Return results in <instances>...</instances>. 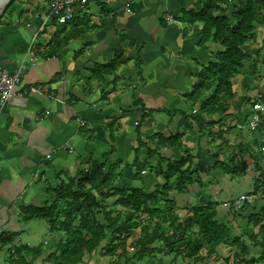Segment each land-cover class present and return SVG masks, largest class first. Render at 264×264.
I'll list each match as a JSON object with an SVG mask.
<instances>
[{
	"label": "crops",
	"instance_id": "crops-1",
	"mask_svg": "<svg viewBox=\"0 0 264 264\" xmlns=\"http://www.w3.org/2000/svg\"><path fill=\"white\" fill-rule=\"evenodd\" d=\"M53 1L13 0L0 16V66L20 69L22 74L13 97L5 105L0 103V235L13 238L0 243V264H51L47 257L65 233L51 230L47 219L30 218L23 208L50 205L63 180L77 177L93 161L107 160L106 171L116 168L113 186L152 191L165 183L163 175L156 173L160 158L177 160L188 151L192 159L183 170L188 167L190 175H175L172 180H181L169 193L177 208L188 210L189 216L209 200L222 209V201L233 196L234 181L224 170L223 156L235 148L264 155V121L258 130L248 127L253 104L243 103L247 94L242 88V82H256L257 100L261 96L264 102V21L254 22L256 39L243 45L252 57L232 78L236 97L228 101L227 111L207 114L200 108L206 95L194 104L185 94L192 90L198 73L213 61L219 45L211 40L200 43L203 22L176 19L184 10H200L205 0L92 3L64 24L48 19ZM243 1L221 0V6L231 14ZM31 43L38 56L35 64L28 53ZM120 50L128 61L100 79L95 66L109 63ZM138 52L140 67L135 61ZM256 57L258 80L254 81L253 72L247 78L244 74ZM29 85H42V92L23 94ZM135 98L149 109L182 113L154 112L141 123L144 145L138 157L147 161L149 178L143 185L132 186L138 181L136 128L143 116L140 106L133 105ZM129 109L133 110L130 115L122 114ZM205 128L214 132L209 134L213 139L201 138ZM248 156L251 170L258 160ZM168 161L162 163L164 170ZM209 177L214 179L210 186L200 185L201 179ZM258 194L252 192L248 207L254 212L248 213L245 222H224L232 227L237 241L220 244L197 264H264L259 259L264 251L259 226L248 222L251 214L264 209V197ZM24 245L37 251L27 252L21 249Z\"/></svg>",
	"mask_w": 264,
	"mask_h": 264
},
{
	"label": "trees",
	"instance_id": "trees-1",
	"mask_svg": "<svg viewBox=\"0 0 264 264\" xmlns=\"http://www.w3.org/2000/svg\"><path fill=\"white\" fill-rule=\"evenodd\" d=\"M12 2L13 0L7 7ZM263 12L264 0H245L231 14L221 6V0H205L200 10H184L181 16L176 18L186 23L203 22L200 43L211 40L219 45V49L213 53V61L198 73L192 90L185 94V97L195 104L205 97L207 91L213 90L211 95L201 100L200 108L207 114L227 111L228 101L236 97L232 78L242 71L244 61L251 57L243 49V45L255 41L254 22L264 21ZM127 61L124 51L120 50L109 63L95 66L94 72L103 79L105 75L115 73ZM135 61L137 67H140L139 52ZM257 63L258 57L254 59V68ZM133 105L140 106L143 111L141 122L136 128L139 147L136 149L134 164L138 175H141L148 167L147 161H141L138 157L139 150L144 145L141 123L154 112H167L169 115L182 112L161 108L149 109L137 98L134 99ZM132 112V109L124 110L122 114L130 115ZM175 137L180 138L178 135ZM110 138L112 141L115 139L111 127ZM108 155L109 152L104 158L107 159ZM191 159L188 151L177 160L160 158L156 173L158 176L163 175L165 183L157 184L152 191L143 187L130 189L126 186H113L116 168L110 167L106 171L107 160L93 161L90 167L81 170L77 177L69 178L55 189L56 199L50 205L24 207L30 218H45L51 230L65 233V239L57 244L56 250L50 253L47 261L51 264H88L84 261L85 254L91 255L99 250L103 257L115 256L114 264H144L147 257H153L160 252L158 243L163 241L167 247L165 254H174V260L181 257L183 260L198 263L215 253L220 244L237 241L236 237H232L231 227L218 220L217 202L214 201L209 200L204 206L194 208L184 220L175 222L174 219L173 222H168L176 209L174 200L169 197V192L174 188L172 178L175 175L182 177L184 173L190 175L188 167L185 170L183 168ZM164 161H168L165 170L162 168ZM184 183L181 181L179 185L183 187ZM260 191L264 197L263 178L256 182L253 194ZM117 194L120 196L115 204L125 210H105V201ZM99 212L103 213L104 222L97 217ZM143 215L150 223L137 222ZM248 222L259 226L264 243V209L260 213L251 214ZM165 223H169L170 230H165ZM139 226L141 229L137 234ZM12 239L11 236L6 238L0 235V243L7 244ZM206 247L207 252L203 254L202 251ZM21 249L27 252L37 251L27 245ZM132 250L134 252H131ZM124 256L126 258L121 262ZM21 258L23 259V256ZM259 259H264V251Z\"/></svg>",
	"mask_w": 264,
	"mask_h": 264
},
{
	"label": "rangeland",
	"instance_id": "rangeland-1",
	"mask_svg": "<svg viewBox=\"0 0 264 264\" xmlns=\"http://www.w3.org/2000/svg\"><path fill=\"white\" fill-rule=\"evenodd\" d=\"M10 1L8 2V4L10 3ZM7 5L5 6V8L7 7ZM5 8L2 10V12H0V16L4 12ZM253 59L250 61L254 62ZM251 72L254 73L252 76L253 80L257 81L258 80L257 75H256L258 73L257 64L255 65V68L250 66V69L247 70V72L244 74L245 78H247L248 73H251ZM242 86H243L242 88H243L244 92L247 94V96L245 97L246 99L244 100L243 103L245 105L250 106L251 104H253V101H256L258 98L257 93H256V90H258L256 82H253L250 84H247L246 82H242ZM233 89H235V88L233 87ZM210 92L211 91H207L205 95L206 96L211 95L212 93H210ZM263 127H264V125H263ZM203 131H204V133H203ZM210 132H212L211 128L210 129H208V128L203 129L202 130L203 135L201 138H205L206 135L208 137H211L210 135L214 134V132H212V133H210ZM262 145L263 144L261 143L260 148L262 147ZM255 146L258 149L259 145L257 144ZM260 148H259V150H260ZM244 150H247V149L239 150V149L235 148V149H233L231 155L223 156V159L226 158L225 161H223V163L226 165V168L224 167L225 168L224 170L226 173L231 174L232 179L234 181L232 183V190L234 193L233 196L230 199H226V200L222 201L223 208L219 209L221 211H220V216L218 217V220L220 222H223V223L224 222H237V223L245 222V219L249 215L248 213L254 212L251 208L249 209V207H248V205H250L252 203L244 205L239 210H235L234 201L236 199L240 198L241 196L252 194L253 189H251V187L254 183H256L259 176H262V178L264 179V163L262 165L263 160H261V158H264V155L261 156V153H259L257 150L251 149V150H253V152L246 151L247 153L244 152ZM247 154H249V156H248L249 159L258 160L257 162L255 161V163H253L254 168H252L251 170H248V162L245 159ZM87 168H89V166ZM257 172H258V174H257ZM146 173H142L141 175H137L136 180H138V181H136V183L132 186H135L137 184H139V185L145 184V181H148V178H149L148 173L147 174ZM188 180L189 179H187L186 181H188ZM63 181L67 182L68 180H63ZM178 181H179V178H176V180H172V184H173L174 189H176ZM213 182H214V179H212V177H209L206 179H201L200 185H203V187H204V185L208 184V186H210L209 184H212ZM115 183H116V180H114L113 184H115ZM217 184H218L217 187H222V185H220V183H217ZM261 193H262V191H261ZM261 193L258 194L259 197H261ZM119 196L120 195L117 194L115 197H112L111 199L110 198L107 199L105 201V204L103 205L104 206L103 208L105 210H113V211L114 210L115 211L125 210L121 206H117L115 204L116 199ZM169 197H170V193H169ZM217 206H219L218 208H221V206L218 202L216 204V209H217ZM175 208L176 209H174L173 215H171L168 222H173L174 219H175V222L177 220H179V221L184 220L187 217L186 214L189 213L188 210L182 211L180 208L178 209L177 205ZM260 209H261V207L255 206V210L259 211ZM219 210L217 209V212H219ZM260 212H261V210L258 213H260ZM97 217L100 219L101 222H104V217H103L102 212H99ZM171 218H172V220H171ZM37 220H40L38 222H47L46 219H43V218H39ZM137 222H141V223H145V224L150 223L149 221L146 220L145 215H143ZM153 222H155V221H153ZM163 227L167 231L170 230L169 223L163 224ZM140 229H141V227L139 226L136 230L137 234L140 233ZM231 229H232V227H231ZM239 235H240V233H239ZM108 236H109V234H108ZM232 237L235 238L236 235L232 234ZM158 245L160 247V252L153 255V257H150V258L147 257L146 260L144 261V264H197V263H193L192 261H190L188 259L183 260L181 257H178L176 260H174V254H165L167 252V247L163 241H160L158 243ZM131 252H134V250H132ZM206 252H207V247L205 249H203L202 253L205 254ZM125 258L126 257L124 256L122 258L121 262H124ZM113 260H116L115 256L112 258H110V257L104 258L101 255V251H99V250H96L95 253H93L91 255L86 253L84 256V261L87 262L88 264H114Z\"/></svg>",
	"mask_w": 264,
	"mask_h": 264
},
{
	"label": "built area",
	"instance_id": "built-area-1",
	"mask_svg": "<svg viewBox=\"0 0 264 264\" xmlns=\"http://www.w3.org/2000/svg\"><path fill=\"white\" fill-rule=\"evenodd\" d=\"M112 0H54L50 5L48 19L55 21L58 24L68 23L73 20L80 10H86L87 6L92 3L109 4ZM129 1V0H126ZM28 53L31 61L35 64L38 60L36 49L33 43L30 44ZM21 70H12L5 66H0V103L5 105L15 94L17 86L21 82ZM42 85H29L23 88V94H29L31 92H42ZM259 99L253 103L251 107V114L248 120V127L251 130H258L260 125L264 121V102ZM226 129V128H224ZM146 171H142L145 173ZM254 196L248 194L241 196L234 201L235 210L241 209L244 205H247L253 201Z\"/></svg>",
	"mask_w": 264,
	"mask_h": 264
},
{
	"label": "bare ground",
	"instance_id": "bare-ground-1",
	"mask_svg": "<svg viewBox=\"0 0 264 264\" xmlns=\"http://www.w3.org/2000/svg\"><path fill=\"white\" fill-rule=\"evenodd\" d=\"M10 0H0V12L5 8Z\"/></svg>",
	"mask_w": 264,
	"mask_h": 264
}]
</instances>
